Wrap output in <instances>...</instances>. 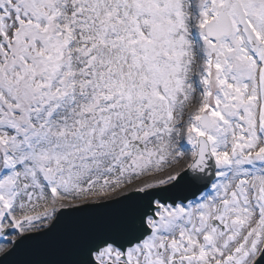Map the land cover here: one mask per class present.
Segmentation results:
<instances>
[{
    "label": "snow or ice",
    "instance_id": "1",
    "mask_svg": "<svg viewBox=\"0 0 264 264\" xmlns=\"http://www.w3.org/2000/svg\"><path fill=\"white\" fill-rule=\"evenodd\" d=\"M0 264H264V0H0Z\"/></svg>",
    "mask_w": 264,
    "mask_h": 264
}]
</instances>
